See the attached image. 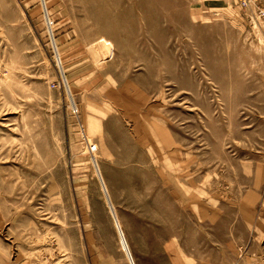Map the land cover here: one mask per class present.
Listing matches in <instances>:
<instances>
[{
  "label": "rangeland",
  "instance_id": "rangeland-1",
  "mask_svg": "<svg viewBox=\"0 0 264 264\" xmlns=\"http://www.w3.org/2000/svg\"><path fill=\"white\" fill-rule=\"evenodd\" d=\"M0 264H264V0H0Z\"/></svg>",
  "mask_w": 264,
  "mask_h": 264
},
{
  "label": "bare ground",
  "instance_id": "bare-ground-1",
  "mask_svg": "<svg viewBox=\"0 0 264 264\" xmlns=\"http://www.w3.org/2000/svg\"><path fill=\"white\" fill-rule=\"evenodd\" d=\"M122 235V237L124 236L123 234H121ZM125 239V238H124Z\"/></svg>",
  "mask_w": 264,
  "mask_h": 264
}]
</instances>
